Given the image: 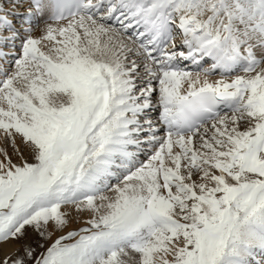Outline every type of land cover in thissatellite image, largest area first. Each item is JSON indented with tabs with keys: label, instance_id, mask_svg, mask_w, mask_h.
I'll return each instance as SVG.
<instances>
[{
	"label": "snow or ice",
	"instance_id": "6c2138e0",
	"mask_svg": "<svg viewBox=\"0 0 264 264\" xmlns=\"http://www.w3.org/2000/svg\"><path fill=\"white\" fill-rule=\"evenodd\" d=\"M0 264H264V0H0Z\"/></svg>",
	"mask_w": 264,
	"mask_h": 264
}]
</instances>
